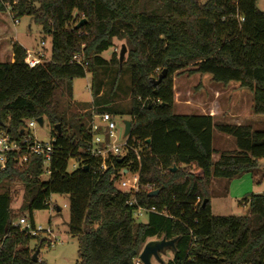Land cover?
Masks as SVG:
<instances>
[{
  "label": "trees",
  "instance_id": "obj_1",
  "mask_svg": "<svg viewBox=\"0 0 264 264\" xmlns=\"http://www.w3.org/2000/svg\"><path fill=\"white\" fill-rule=\"evenodd\" d=\"M256 1L0 0V11L9 7L16 18L30 16L51 38L46 63L28 67L26 49L16 42L12 61L0 62V130L18 140L28 120L42 117L57 150L46 180L41 179L40 156L19 164L18 156L9 154L0 170V264H45L38 256L32 261L35 249L29 242L35 237L13 223L10 183L23 187L17 212H28L31 227L33 211L48 209L51 194L67 195L68 229L79 240L77 264H134L149 239L163 236L177 239L172 257L159 264H264V194L248 195L242 216H214L209 202L213 178L251 172L264 158V131L250 123H220L210 115L173 111V78L185 72L210 75L225 86L237 83L252 95V111L264 114V12ZM83 19L85 24L76 28ZM114 39L128 46L121 67L131 73V135L146 146L139 161L133 153L127 157L129 171L139 170L135 194L115 186L121 167L117 159L99 171L97 159L78 153L90 140L93 113L115 116L120 111L92 99V112L83 109L66 117L69 102L63 101L70 98L63 89L73 79L110 63L102 53ZM77 53L85 66L73 61ZM163 69L166 76L155 84ZM213 129L236 144L216 160ZM69 158L83 161L69 172ZM131 199L135 204H129ZM138 206L154 208L144 213L145 223L133 216Z\"/></svg>",
  "mask_w": 264,
  "mask_h": 264
},
{
  "label": "rangeland",
  "instance_id": "obj_2",
  "mask_svg": "<svg viewBox=\"0 0 264 264\" xmlns=\"http://www.w3.org/2000/svg\"><path fill=\"white\" fill-rule=\"evenodd\" d=\"M204 2L205 0H200ZM256 7L264 12V0H257ZM0 62L9 61L11 56L10 45L18 43L28 51H37L44 49V53L50 59L51 38L45 35L41 26L34 23L30 16H22L17 18L14 23L10 13L0 11ZM0 31V32H1ZM43 42V44H42ZM128 46L125 40H113V45L107 51L102 53V57L110 63L102 66H95L94 72L86 73L85 76L72 80L68 88L63 89V93H67L69 100L64 96L63 101H68L69 105L65 110L66 117H72L73 114H82L83 109L92 112V99L97 101L96 104L103 105L106 109H114L120 111L121 114L114 116V120L118 126L128 116L130 110L131 99V73L128 67H119L118 54L121 45ZM44 45V46H43ZM43 46V47H42ZM42 47V48H41ZM115 54L117 63H113L112 56ZM126 59V54L124 60ZM229 85H222L212 81L210 75L193 74L188 76L185 72L174 75L173 91H174V113H208V102L210 99L217 98L222 105L223 110L231 109L233 111H242L239 122L241 124L250 123L253 128L264 131V114H255L251 108L250 92L245 89L239 92L237 87L231 86L229 94L222 92ZM237 86V85H236ZM212 91H217L212 93ZM238 91V92H237ZM97 92H101V96L97 97ZM61 91H58L60 95ZM190 97V98H189ZM192 99V100H191ZM176 100H191L190 108L184 109L182 104L176 103ZM231 102V104H230ZM202 103V104H201ZM195 106V107H194ZM97 113V112H96ZM99 113V112H98ZM215 121L220 123H232L231 117L225 116V112L220 111ZM88 114L83 115L84 121L88 122ZM77 125L71 130H75ZM31 135L43 142H49L51 138V127L46 119L43 120L42 126L39 124L29 127ZM223 134L216 129L213 130L212 147L215 150L213 158L217 159L219 153L223 151H231L236 149L234 138ZM76 158H69L67 162V171L71 172L77 166ZM123 179L129 185L133 184L137 179V175L127 173L122 175ZM42 180H46L47 176H41ZM9 193L11 195V208L15 213L13 223H17L22 216L28 218V212H17L23 199V187L20 183H10ZM264 194V158L258 159L257 167L251 172H246L233 179L213 178L210 185V208L214 216H242L247 212V205L243 200L250 194ZM48 209L35 210L32 213V221L35 228L46 230L50 228L56 240L52 245H47V235L38 233L35 238L29 242L30 249H36L40 241L43 244L39 248V260L45 264H77L79 240L77 236L70 234L68 229V197L64 194L53 193L49 197ZM57 208L60 209L57 211ZM146 215L139 216L137 222H146ZM156 239V238H151ZM149 239V240H151ZM35 251V250H34ZM34 251L31 252V256ZM160 257L166 261L172 257L171 248H166L160 252ZM153 264L159 262L153 260Z\"/></svg>",
  "mask_w": 264,
  "mask_h": 264
},
{
  "label": "built area",
  "instance_id": "obj_3",
  "mask_svg": "<svg viewBox=\"0 0 264 264\" xmlns=\"http://www.w3.org/2000/svg\"><path fill=\"white\" fill-rule=\"evenodd\" d=\"M6 10L12 16L13 22L16 23L17 18L10 12L9 7H6ZM240 21H243V19L240 18ZM48 61L49 59L46 57L43 49L37 51L26 50L24 62L28 67L32 68ZM73 61L80 66L86 65V61L80 53L73 56ZM154 102L156 103L158 100L156 99ZM143 104H145V102H143ZM125 120H129L131 122L130 131L126 135H124L123 121L121 125L118 126L114 120V116L110 113H93L89 128L90 140L87 146L78 150V153L80 154L83 152V154L97 159L99 161V171L106 170L107 167L112 164L114 159L123 158V161L120 163L121 167L118 170L119 177L115 180V186L118 189L130 191L135 194L140 188L139 170L135 172L129 171V166L132 161H129L127 157H129L130 153H133L139 161L146 146L144 144H140V142L135 140V138L131 135L133 129V118L128 115ZM37 124L36 119L28 120L25 126V135L18 140L12 139L6 132L0 130V170H3L6 167L9 154H16L18 156L17 161L19 164L26 162L29 156L35 155L42 158L43 175L48 176L50 174L49 165L57 152L53 144L54 138H50L49 142H43L31 135L29 127H33ZM77 161L78 166L83 160L79 159ZM92 170L93 173H96V169ZM127 173L137 175V179L131 185H129L122 177L123 174ZM145 187L150 188L151 186L146 185ZM129 204H135V200L131 199ZM148 211L153 212L154 208L146 209L142 206H138L134 210L133 216L137 219L139 216H142ZM14 224L19 226L20 229L26 230V232L32 236H35L38 233H45L47 235V238L45 239L47 240L46 244L48 246L52 245V243L56 240V235L53 234L50 228L43 230L40 227H31L28 218L25 216L20 217L17 223ZM134 264L142 263L137 257Z\"/></svg>",
  "mask_w": 264,
  "mask_h": 264
},
{
  "label": "water",
  "instance_id": "obj_4",
  "mask_svg": "<svg viewBox=\"0 0 264 264\" xmlns=\"http://www.w3.org/2000/svg\"><path fill=\"white\" fill-rule=\"evenodd\" d=\"M85 20H81L78 24H76V28L80 27L81 25L85 24ZM126 47L125 45H121L119 54H118V63H119V67H121L122 62L124 61V56L126 54ZM166 76V70L163 69L161 71V73L158 75L157 79L154 80L155 84L160 83V81ZM36 122L42 126L43 124V118L39 117L36 118ZM123 124H124V135H126L129 131H130V126H131V122L129 120H123ZM54 129L57 130V133H60V125L56 124L54 126ZM123 161V158H118L117 162L121 163ZM87 166L84 165L83 168H86ZM176 168L173 167L172 171H174ZM157 191H154L152 193H156ZM206 200H204L205 202ZM203 202V203H204ZM57 211H59V209L57 208ZM177 238H173V239H166L164 236L161 238H156V239H151L148 240L144 246L142 247L138 258L141 261L142 264H153V260L157 261V262H163L162 258L160 257V252H162L163 250H165L166 248H171L172 250H174L175 248V241ZM39 253V247H37L32 255V261H37V256Z\"/></svg>",
  "mask_w": 264,
  "mask_h": 264
},
{
  "label": "crops",
  "instance_id": "obj_5",
  "mask_svg": "<svg viewBox=\"0 0 264 264\" xmlns=\"http://www.w3.org/2000/svg\"><path fill=\"white\" fill-rule=\"evenodd\" d=\"M1 29V28H0ZM1 31V30H0ZM3 34V32L1 31L0 32V35L2 36V34ZM44 46V45H43ZM42 46V47H43ZM23 47V46H22ZM41 47V48H42ZM51 47V46H50ZM24 48V47H23ZM10 49H11V45H10ZM43 49V48H42ZM43 51H44V49H43ZM47 57V56H46ZM9 61H12V50H11V56H10V59H9ZM232 84H230V86H227L226 88L227 89H224L222 92H227L228 94H229V92H230V90H229V88L231 87V86H235V87H237V90L239 91V92H241V90L242 91H244L245 92V88H241V87H239V85L237 84V83H234V82H231ZM229 85V84H228ZM237 85V86H236ZM237 91V92H238ZM216 93L217 91H212V93ZM245 93H247V92H245ZM248 95H250V100H251V103H252V95L251 94H248ZM190 98V97H189ZM192 100V99H191ZM191 100H189V104H188V101L186 100V101H183V100H180V101H178V100H176V103H179V104H182V105H184V106H181L182 108H184V109H188V108H190L191 106H190V103L192 104V102H190ZM206 103H209V106H207V108H208V110H209V112L208 113H199V114H205V115H210V116H212L214 119H216L217 118V115H219L218 113L220 112V111H222V112H225L226 114H225V116L226 115H228L229 117H231V119H229V120H231V121H235V122H233V124H237V125H239V124H241V122H239L240 121V117L238 116V118H236V115H240V114H242L243 113V110L242 111H233V110H231V109H227V110H223L222 109V105H221V103H220V101H218V99L217 98H213L212 97V99H210L208 102H206ZM202 104V103H201ZM230 104H231V102H230ZM176 104L174 103V107H176L175 106ZM251 106H252V104H251ZM173 107V108H174ZM195 107V106H194ZM252 108V107H251ZM187 114H196V113H187ZM218 122V121H217ZM214 130V129H213ZM226 137H228V136H226ZM213 156H214V154L212 155V158H213ZM213 160H216L215 158H213Z\"/></svg>",
  "mask_w": 264,
  "mask_h": 264
}]
</instances>
